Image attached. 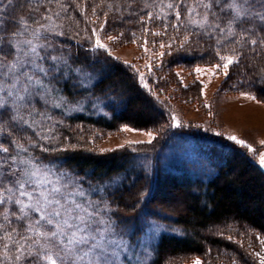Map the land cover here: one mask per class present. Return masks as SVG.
Instances as JSON below:
<instances>
[{
	"label": "trees",
	"instance_id": "16d2710c",
	"mask_svg": "<svg viewBox=\"0 0 264 264\" xmlns=\"http://www.w3.org/2000/svg\"><path fill=\"white\" fill-rule=\"evenodd\" d=\"M0 6L9 32L21 19L28 21L29 33L37 22L54 28L42 29L38 41L51 46L41 49V55L58 58L55 63L48 58L42 62L49 69L47 76L38 73L45 90L23 109L28 123L12 121L11 112L0 111V144L8 148L7 153L0 152V160L10 161L12 156L34 160L68 174L84 187L102 186L114 217L134 221L142 212L175 226L178 232L160 234L147 264H180L197 258L202 264H260L253 249L264 240V169L234 144L170 128L169 107L160 94L145 88L136 73L106 49L95 47L97 36L101 43L109 35L119 36L116 42L140 48L143 39L160 44L175 37L176 43L167 49L168 61L161 65L171 71L218 63L215 36L210 38L195 26L171 27L176 21L167 9L166 19L145 20L147 13L159 12L160 0H0ZM213 11L222 26L230 18L218 5ZM46 15L51 22L43 19ZM164 25H169L166 35L150 34ZM236 30H247L258 42L242 41L219 49L231 54L234 47L240 54L239 62L230 65L223 77L220 91L248 92L264 102V70H253L255 60L264 66V45L259 43L264 39V24L244 20ZM185 34L189 41L179 48ZM78 76L83 78L81 83ZM189 86L176 85V91L197 96ZM77 105H82L80 110L71 109ZM124 125L150 129L155 136L150 143L107 151L89 145L93 128L115 131ZM16 143L28 151H18ZM170 145L182 150L175 155L178 162L162 161ZM7 169L6 164L0 171ZM162 190L179 191L181 207L171 209L173 215L155 202L158 193L156 200L165 196ZM231 225L240 231L227 241L218 230Z\"/></svg>",
	"mask_w": 264,
	"mask_h": 264
},
{
	"label": "snow or ice",
	"instance_id": "6c2138e0",
	"mask_svg": "<svg viewBox=\"0 0 264 264\" xmlns=\"http://www.w3.org/2000/svg\"><path fill=\"white\" fill-rule=\"evenodd\" d=\"M214 5L220 6L221 12L230 14V18L223 26L218 22L219 17L213 11ZM165 9L171 12L176 21L171 24V27L179 29L185 25L195 26L204 35L210 38L215 36L217 48L215 55L220 63L213 65L208 71L215 74V69H222L225 76L228 75L229 66L239 62L240 54L234 47L231 49V54H222L219 49L228 48L229 45H240L242 41L252 45L258 42L256 38L249 35L247 30L237 32V23L244 20H258L264 24V0H259L258 5L253 3V0H167V2L160 0L159 12H149L144 19H166ZM56 15L59 14L56 13ZM43 19L51 22L52 17L46 15ZM168 26L164 25L161 30L145 29V31H150L152 36H162L166 35ZM29 27L28 21L21 19L19 26L9 32L3 17L0 16V111L11 112L12 121L25 124L28 121L25 119L23 109L27 108L28 102L34 95H39L41 90H45L43 79L37 74L48 75L49 69L43 66V60L48 58L54 63L58 60L55 56L41 55V49L51 46L36 42L40 38L42 29L54 31V28L49 27L47 23L37 22V27L29 33ZM119 38V36L111 35L107 37L108 40L113 41ZM189 38V34H185L179 43V48H183ZM175 43L176 40L173 37L170 43L162 42L159 47L170 50ZM259 43L264 45V39H260ZM146 44L147 40L143 39L141 47H145ZM95 47L107 49L108 46L101 43L97 36ZM145 51H147L146 47ZM165 54V52H158L156 55L162 57ZM146 66L151 71V64ZM54 70L59 71L58 68ZM194 71L203 73L204 69L196 67ZM137 72L141 83L147 88L144 74L139 70ZM241 94L248 96L249 99H256L248 93ZM147 135L151 137L152 133L149 132ZM227 139L246 147L249 151H254L250 144L234 135L228 136ZM261 143L264 144V141ZM16 147L18 151H28L22 144L16 143ZM0 152L7 153L8 148L0 144ZM257 162L264 169V153L259 155ZM6 164L7 172L0 171V264H115L114 251L109 253L98 243H93L87 250L82 247L88 244L87 237L91 234L85 230L88 226L74 225L66 218L72 215V209L65 208L62 199L68 203L73 193L84 195L77 181L66 176L62 185L52 186L46 181H40V172L34 170L36 165L33 161L12 156L10 161L0 160V169H3ZM75 207L79 209L81 206L76 204ZM103 207L107 210L106 204ZM74 219L82 220L83 217L75 216ZM96 222L104 226L98 227L96 232L103 233L109 230L110 220L100 217ZM261 244L264 245V240H261ZM97 249L100 250L97 251ZM110 255L113 257L112 260L109 259ZM255 255L259 257L260 264H264V256L260 253ZM192 264H202V262L197 258L192 261Z\"/></svg>",
	"mask_w": 264,
	"mask_h": 264
},
{
	"label": "rangeland",
	"instance_id": "374dc122",
	"mask_svg": "<svg viewBox=\"0 0 264 264\" xmlns=\"http://www.w3.org/2000/svg\"><path fill=\"white\" fill-rule=\"evenodd\" d=\"M253 1V3L259 4V0ZM36 42L43 44L39 41ZM103 43L108 46L106 51L111 57L129 67L138 78L137 70L143 73L144 82L148 85L147 89L153 90L155 94H160V99L165 101L169 107L167 110L170 128H184L200 138L234 144L256 162L259 155L264 153V144L261 143L264 141V102L257 98L255 100L249 99L248 96L241 93L226 92L223 89L220 91L219 87L225 76L222 69H215V74H212L208 69H211L213 65L196 64L172 68V73L170 68H162L161 66L163 61H168V50L160 48L159 42L146 44L147 51H145V47L140 48L133 44L118 43L115 40L106 39ZM158 52H165L166 54L160 57L156 55ZM148 64H151V71L146 66ZM254 66L253 70L256 72L264 70L263 64L258 60L254 61ZM196 67L204 69V72H195ZM41 78L43 79V76ZM82 79V76H78L79 83ZM141 84L143 85V83ZM176 85L177 88L178 86L183 88L190 85V90H196L197 96L184 95L180 90L176 91ZM248 94L253 95L252 93ZM56 97L53 99L57 100ZM45 100L47 101L48 98ZM81 107L82 105L71 106V109L80 110ZM124 128L131 130L125 131ZM149 132L152 133L151 137L147 135ZM233 135L245 140L254 151H249L246 147L227 139L228 136ZM154 136V132L150 129H137L130 125L121 126L115 131L93 128L89 145L95 150L107 151L137 141H151ZM180 151L182 150L174 149L170 145L164 150L165 156H163L162 161L169 163L170 160H176L178 162L179 158L175 155ZM30 161L35 162L36 168L34 170L40 172L39 179L41 182L46 181L52 186H60L65 182L66 176L69 177L66 173L56 172L50 165L37 163L34 160ZM69 187L71 189V185ZM78 187L83 191V196L73 193L68 203L62 199L64 207L72 209V215L66 218L74 225L88 226L85 230L91 234L87 237L88 244L82 245V247L87 250L93 243H98L106 248L109 253L114 251L115 264H147L160 234L178 232L177 228L168 222L145 216L142 212L134 221L128 218L123 219L120 216L114 217L111 214V208L105 198L102 186L89 188L78 183ZM177 192L179 191L167 192L162 190L161 193L165 196L161 197V200H156L159 199L157 197L161 196L158 193L155 202H159L158 204L165 206L168 210L170 209L169 212L173 215L171 209L181 207ZM76 204L81 207L77 209ZM105 204L107 210L103 207ZM85 209L87 211H84ZM155 209L160 210L157 207ZM92 213L97 215H91ZM75 216H81L83 219L75 220ZM100 217L111 221L108 225L109 230L103 233L96 232L98 227H104L96 222ZM218 231L221 233V237L231 241L233 235L238 233L240 229L231 225L222 227ZM255 247L253 253H260L261 256H264V245L260 242ZM99 250L97 249V251ZM109 259L112 260L113 257L110 255ZM257 259L260 260L259 257ZM182 263L192 264V261L181 260L180 264Z\"/></svg>",
	"mask_w": 264,
	"mask_h": 264
}]
</instances>
